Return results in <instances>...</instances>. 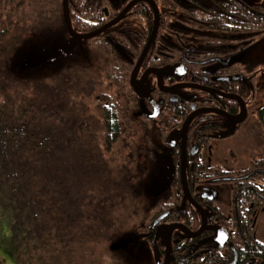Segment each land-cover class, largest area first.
<instances>
[{
	"label": "flooded vegetation",
	"instance_id": "1",
	"mask_svg": "<svg viewBox=\"0 0 264 264\" xmlns=\"http://www.w3.org/2000/svg\"><path fill=\"white\" fill-rule=\"evenodd\" d=\"M94 4L99 11L98 20L91 23L94 28L78 34L96 31L123 14L84 41L87 50L96 38L110 51L96 53L94 64L99 93L115 100L103 108L111 111L117 103L123 117L111 121L128 128L117 152L131 153L130 178L133 171L154 173L162 152L171 165L167 183L135 227L134 239L151 250L153 264L155 248L159 264L264 263V62L263 55L248 57L252 43L264 37V0ZM156 12L154 39L134 74V81L148 91L141 98L129 79L153 31ZM246 15L252 16L250 24ZM247 29L252 31L238 32ZM84 57L88 60L89 53ZM228 96L239 98L246 112L234 125L241 103ZM191 114L184 139L171 142L170 135ZM240 139L252 143L241 158L214 157L224 148L233 151ZM171 226L180 227L167 234Z\"/></svg>",
	"mask_w": 264,
	"mask_h": 264
},
{
	"label": "trees",
	"instance_id": "2",
	"mask_svg": "<svg viewBox=\"0 0 264 264\" xmlns=\"http://www.w3.org/2000/svg\"><path fill=\"white\" fill-rule=\"evenodd\" d=\"M68 8L74 32L83 33L94 28L91 23L98 20L99 12L94 0H68ZM12 9H18L23 29L11 23L12 18L17 17ZM0 12V88L10 99V110L5 111L4 103L0 109V223L3 221L13 232V237L18 239L15 245L17 255L28 232L41 236L51 229L46 226L43 216L47 217L53 208L61 210L62 215L68 212L69 205V211L74 209L69 200V194L73 195L72 187L86 199L88 194L83 186L96 192L91 187V166L84 155L89 153L93 161L101 162L99 141L104 144L103 152L110 154L107 160H103L106 169L102 194L107 202L106 213L100 216V231L104 236L113 230L111 237L119 235L121 226L117 221L124 217L122 211L128 207V218L134 219L139 208L135 203L140 194L135 186L136 190L130 189L128 160L116 149L128 128H118L111 120L122 118V110L117 103L111 111L104 109L105 102L115 103V100L105 99L98 90L100 75L94 57L100 51L109 53L107 45L94 38L87 50L83 41L78 49L81 51L83 48L86 55L89 53L88 60L73 49L68 55L58 58L53 67L43 66L46 69L44 75L36 69L42 66L41 63H25L30 54L29 50L26 52L25 44L35 38L29 26L33 28L35 25L42 37L51 31L56 37L63 34L68 39L61 17V0H0ZM251 17L246 15L249 24ZM243 31L252 30L238 32ZM262 32L264 35V26ZM16 62L18 71H23L19 77L23 76L14 80L19 92L12 93L11 80ZM26 73L30 75L25 76ZM84 101L88 102L87 108ZM84 113L96 119V124L103 120L104 126L99 124L98 128L90 130L93 118ZM100 126L103 131H100ZM103 134L106 143L101 139ZM91 138L97 142V149ZM113 166L119 178L112 187L107 176ZM129 201L130 205H127ZM78 207L84 205L79 203ZM116 212L120 214L113 218ZM96 233L91 237L97 238L94 236Z\"/></svg>",
	"mask_w": 264,
	"mask_h": 264
},
{
	"label": "rangeland",
	"instance_id": "3",
	"mask_svg": "<svg viewBox=\"0 0 264 264\" xmlns=\"http://www.w3.org/2000/svg\"><path fill=\"white\" fill-rule=\"evenodd\" d=\"M12 10L16 12V15L17 13L19 14L18 9ZM1 14L2 12H0V15ZM20 19L21 18H18L17 15V17L12 18L13 21L11 23H13L17 28L23 29V19L22 21ZM29 22L31 24V21ZM29 27L35 33V38L27 45L25 44V49H27L26 52H28V50L30 52H36L50 47L52 42H61L66 39L63 34L56 37L54 32L50 33L51 31L46 34V37H42L38 34L35 25L33 28L31 26ZM25 29L26 28H24V30ZM77 48L78 46L75 48V51L78 54L86 56L85 51H79ZM261 55H263L264 62V37L254 41L248 52V57L250 59H256ZM54 62L56 63L58 61H45L40 64L42 66L37 67L36 69L41 70V72L45 75L46 69L45 67L43 69V66L53 67ZM17 65L18 62L14 64L15 68L13 67V78L11 80L10 89L12 93H16V91L19 92V88L14 80L21 79L23 76L21 75V77H19L20 73L23 71H18ZM41 72H38L37 74ZM261 74H264V70ZM28 75H30V73H26L25 76ZM3 91L4 90L0 88V109L4 103V109L7 111L10 110L8 109L10 108V99L6 96L7 93L3 95ZM87 103L88 102L84 101L85 108L88 107ZM123 103L126 104V101H123ZM85 115L88 118L92 117L91 115ZM100 123L97 122L96 124V119L93 118L89 125L90 130H93L94 127L98 128ZM100 131H103L101 126ZM90 141L93 142V138H91ZM130 142L131 137L128 139L129 144ZM92 144L95 145L97 149V142H93ZM98 144V153H100L99 156L101 162L98 160L93 161V158L89 156V153H85L84 155L88 159L92 170L90 178L92 179L93 184L91 183V187L96 191L91 192L90 190H86L83 186L82 189L87 192L88 198H91L89 202L87 200L88 198L86 199V196L77 194L78 190L72 187L70 190L73 192V195L69 194V200H71V203L73 204L72 208L74 209L69 211L71 206L69 205L68 212L62 215L61 210L53 208L47 217L43 216V221L46 223V226L51 229H48L49 231H46V233L41 236H38L33 232H28L27 234L29 235L26 236V240H22L21 242L22 246L20 247L18 255L17 250H15V245L18 239L13 237V232H11L9 227L2 221L0 223V264H153L151 250L147 249L142 241L134 239L137 235V228L135 227L143 219L148 207L152 204L153 199L158 194V190L162 189L167 183L171 168L168 160V154L167 152H162L159 155L156 166H154V173L149 175L140 170L135 173L134 171L131 173L129 187L133 190L136 188L141 195L137 199L136 203L135 201L132 202V204L135 203L137 208L139 207L138 212L136 213L135 218L131 220L130 217L128 218V207H125L122 211L124 217H121V221H117L118 225L121 226V233L111 237V235L115 232L114 230L110 235L106 236H104L103 232L100 231L102 228L100 216L101 214L104 216L103 214L106 213L105 206L107 202L102 194L103 173L106 169L103 164V160H107L110 154L103 152L102 149L104 148L102 146V142L99 141ZM250 145H252V143H244L243 140L240 139L239 142L236 143L233 151L230 152L224 148L221 151H216L214 153V157H217L216 159L222 161L230 160L233 157L241 158L242 155H245L248 152V147ZM126 151L127 147L124 148L123 152ZM127 152L128 153L124 154V157L128 160L131 153H129V150ZM114 166L110 168L108 174L109 176H107L108 180L112 184V187L117 183L119 178V175L116 174L118 173L117 169H115ZM137 181L139 183H137ZM99 191L100 193H98ZM128 199L131 200L130 198ZM79 203L81 206L84 205V207H78ZM127 205H130V201ZM117 213L118 212H116V215L113 216V218H118ZM110 220L113 221L112 219ZM97 224H99V226ZM97 226L99 227L98 230ZM94 232H97L94 234L97 238L91 237ZM127 238H130L131 242H126L125 240ZM117 244H119V248L115 247Z\"/></svg>",
	"mask_w": 264,
	"mask_h": 264
},
{
	"label": "water",
	"instance_id": "4",
	"mask_svg": "<svg viewBox=\"0 0 264 264\" xmlns=\"http://www.w3.org/2000/svg\"><path fill=\"white\" fill-rule=\"evenodd\" d=\"M131 5V4H129ZM130 7V6H128ZM156 10V9H155ZM61 14H62V20L64 23V27L65 30L68 34V36L70 37V39L64 43V41L61 42H54L50 45V47L38 50L36 52H31L28 56L27 59L25 60V63L28 64H33V63H43L45 61H54L56 59H58L60 56H66L68 55L77 44L81 43V41L83 40H87V39H91L97 35H99L102 31H104L105 29H107L108 27H110L111 25L115 24L121 17L123 14L119 15L117 18H115L113 21H111L110 23H108L107 25H105L104 27L93 31L91 33H87V34H76L72 28H71V24H70V20H69V11H68V0H62L61 3ZM157 12L155 13V24H154V28L153 31L148 39V41L146 42L141 55L139 56V59L137 61L136 67L134 69V72L132 74V76L130 77L129 81H130V86H132V88L134 89V91L139 95V97H145L148 95V91L146 90V86L143 85L142 82H135L134 81V74L136 72V70L139 68L140 63L142 62V60L144 59L146 53L148 52L150 45L154 39L155 33H156V29H157ZM164 72V71H163ZM159 74H164V73H159ZM229 98H234L238 101H240L239 98L235 97V96H228ZM241 103V111L240 113L232 118V122L231 124L234 125V123H240L241 121H243V119L246 116V112L243 106V103L240 101ZM193 114L189 115L186 120L184 121L182 128L175 133H172L170 135V141L173 142L174 139H177L178 137H182L184 139V133L186 131L187 125L189 123V121L191 120ZM230 132H228L226 135H229ZM184 142V140L182 141V143ZM181 164L182 166H184V158L182 156L181 158ZM160 220L156 219L155 223ZM180 226H171L170 229L167 231V234L169 232H171L173 229L178 228ZM126 242H131L130 238H127L125 240ZM119 244H117L115 247H118ZM154 255H155V260L156 263L159 264V260H158V254H157V250L156 248L154 249ZM164 264H167V260H165ZM264 264V263H262Z\"/></svg>",
	"mask_w": 264,
	"mask_h": 264
}]
</instances>
